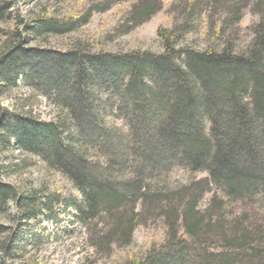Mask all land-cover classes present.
<instances>
[{"label":"trees","instance_id":"16d2710c","mask_svg":"<svg viewBox=\"0 0 264 264\" xmlns=\"http://www.w3.org/2000/svg\"><path fill=\"white\" fill-rule=\"evenodd\" d=\"M116 1L90 0L83 16L46 14L24 31L3 32L0 95L22 80L56 98L67 117L46 121L0 103V156L18 149L64 174L82 195L69 202L76 217L107 223L95 228L96 252L131 245L138 225L159 219L164 241L130 264H264V214L254 207L264 205V0H192L182 27L158 29L161 53L94 52L81 42L64 53L28 46L31 36L75 32ZM163 5L137 0L119 29L139 27ZM12 7L0 0V23L11 20ZM246 9L260 18L240 47L229 30L236 24L238 35ZM203 17L205 44L181 42ZM109 97L117 104L109 107ZM106 110L125 121L121 134L105 125ZM176 168L207 177L174 186L168 178ZM3 172L0 166V212L14 204L26 224L61 202L42 190L19 191ZM19 242L0 223V264L16 263Z\"/></svg>","mask_w":264,"mask_h":264},{"label":"rangeland","instance_id":"374dc122","mask_svg":"<svg viewBox=\"0 0 264 264\" xmlns=\"http://www.w3.org/2000/svg\"><path fill=\"white\" fill-rule=\"evenodd\" d=\"M13 7L10 19L0 23V48L6 37L5 30L15 31L17 27L24 31L25 24L40 16H53L58 21L67 18L83 16L90 4V0H8ZM137 0H120L109 10L96 14L89 24L79 27L75 32L65 35H48L45 37H28V46L57 52H66L77 43H83L94 52L106 51L112 53H128L131 51H149L161 53L162 40L158 36V29L164 27L172 29L175 25L182 27L185 16L182 11L192 0H163L161 11L147 21L129 32H122L119 28L124 24L125 14ZM208 14L214 15V8L206 9ZM264 14V7L262 8ZM221 14H226L222 10ZM218 11L216 15H221ZM264 17V15H263ZM253 9L243 12L241 29L235 39L240 47H246L252 40L251 27L258 22ZM24 22V25L23 23ZM175 22H178L175 24ZM208 23L204 17L201 21L192 23L194 31L182 33L181 42L190 44L192 41L199 46L205 44L203 36ZM231 27V28H232ZM109 94V93H108ZM108 98V97H106ZM110 98V97H109ZM108 100V99H107ZM3 107L13 110L15 107L31 109L34 115L43 120L54 121L59 116L67 117L66 111L56 98L49 96L46 91L34 89L22 80L16 87L5 90L0 95ZM117 104L116 99H109V107ZM116 108V106H114ZM104 123L107 128L121 134L126 124L118 118L115 111L106 110ZM0 166L4 167L1 180L13 185L19 191L42 190L53 194L61 200L54 203L53 213H47L36 219L24 223L18 208L12 204L8 212H0V223L11 228L21 235L22 248L15 264H130L133 260L141 259L151 250L157 249L166 237V228L159 219L143 221L134 232L133 242L129 246L117 244L112 249H103L96 252L92 246L95 228L103 229L106 221L102 219L93 222H81L76 217V211L69 206L70 200L82 199L81 193L73 186L72 182L61 172L50 168L40 157L27 154L18 149H13L0 156ZM118 178L122 173H114ZM125 172L120 177H126ZM206 173L192 174L186 170L176 168L168 178L174 186L185 184L193 179L206 178ZM128 178V176H127ZM212 194L204 197L203 205L209 203ZM255 210L264 214V205L257 203ZM230 209V208H229ZM243 210V208H242ZM235 212H242L238 207ZM22 223V224H20Z\"/></svg>","mask_w":264,"mask_h":264}]
</instances>
